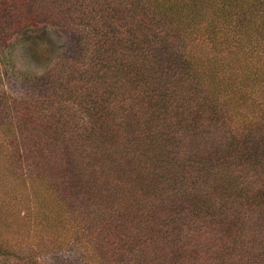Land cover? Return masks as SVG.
<instances>
[{"label":"trees","instance_id":"trees-1","mask_svg":"<svg viewBox=\"0 0 264 264\" xmlns=\"http://www.w3.org/2000/svg\"><path fill=\"white\" fill-rule=\"evenodd\" d=\"M25 2L0 0V43ZM46 7L83 48L46 97L0 90V194L28 186L33 238L83 264H264V0ZM2 239L0 264H37Z\"/></svg>","mask_w":264,"mask_h":264},{"label":"rangeland","instance_id":"rangeland-1","mask_svg":"<svg viewBox=\"0 0 264 264\" xmlns=\"http://www.w3.org/2000/svg\"><path fill=\"white\" fill-rule=\"evenodd\" d=\"M48 1L26 0L25 8H21L22 16L28 22L27 17L32 15L33 24L0 43V90H4L11 97H46L50 92L49 75L53 66L63 59H73L75 54L80 53L76 48H83L76 42L83 26L77 24V21L71 22L65 16H59L64 10L62 7L51 10L50 15L46 14ZM84 50L88 51V47ZM3 172L4 169L0 168V174ZM18 186L23 192L17 196H12L7 191L8 196L5 198L2 196L7 195L5 191L0 194V221L3 223L0 222V237L4 239L2 241L9 243L11 248L30 244L35 248L37 264H83L79 246H65L50 251L42 246L44 239L33 238L32 228L37 226L36 220L33 219L32 208L35 203L32 192L27 189V185L24 187L23 183ZM16 225L18 227H15ZM12 228L17 229V232H11ZM139 257L144 256H136L137 259ZM136 258L125 253L113 263L123 264L122 259L128 260L127 264L142 260ZM104 261L112 262L107 259Z\"/></svg>","mask_w":264,"mask_h":264}]
</instances>
